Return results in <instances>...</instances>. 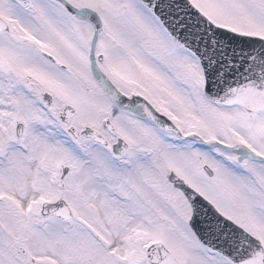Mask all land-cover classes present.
Segmentation results:
<instances>
[{
    "label": "snow or ice",
    "instance_id": "snow-or-ice-1",
    "mask_svg": "<svg viewBox=\"0 0 264 264\" xmlns=\"http://www.w3.org/2000/svg\"><path fill=\"white\" fill-rule=\"evenodd\" d=\"M0 264H264V0H0Z\"/></svg>",
    "mask_w": 264,
    "mask_h": 264
}]
</instances>
